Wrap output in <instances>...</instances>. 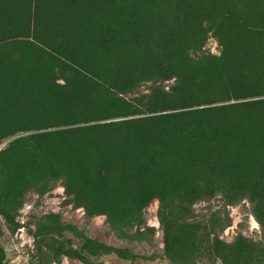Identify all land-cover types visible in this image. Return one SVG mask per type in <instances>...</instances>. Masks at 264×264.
<instances>
[{
    "label": "trees",
    "instance_id": "16d2710c",
    "mask_svg": "<svg viewBox=\"0 0 264 264\" xmlns=\"http://www.w3.org/2000/svg\"><path fill=\"white\" fill-rule=\"evenodd\" d=\"M2 142L0 237L59 180L129 241L150 240L155 199L169 264H264V0H0ZM216 195L249 203L257 240L221 239L217 210L195 218ZM29 231L30 264L148 258L57 212Z\"/></svg>",
    "mask_w": 264,
    "mask_h": 264
},
{
    "label": "rangeland",
    "instance_id": "374dc122",
    "mask_svg": "<svg viewBox=\"0 0 264 264\" xmlns=\"http://www.w3.org/2000/svg\"><path fill=\"white\" fill-rule=\"evenodd\" d=\"M205 47L211 52H216L213 39H208ZM142 90H145L144 86L140 87V91ZM3 145L4 142L0 143V147ZM156 205L157 201L154 199L142 210L145 226L153 228L150 240L129 241L116 237L104 221L103 216H87L81 208H76L66 202V196L59 180L53 184L50 191L42 195L29 190L25 193L23 205L16 214V220L20 227L12 234H9L3 227L4 234L0 237V245L5 251L4 264H30L29 254L32 253V236L29 229L33 228L36 218L47 212L59 213L63 222L75 224L88 237L115 247H125L137 255L148 257L147 259L137 258L133 262H129L109 254L98 258L101 264H169L162 255V233L155 216ZM192 209L195 218L208 213V209L209 211L217 210L220 216L227 214L230 220L229 225L218 232L219 237L225 241H230L236 233H241L253 240L259 238L258 226L250 215V205L246 200H241L235 205H223L216 195L210 201L196 202ZM52 264L82 263L75 258L63 256L58 263Z\"/></svg>",
    "mask_w": 264,
    "mask_h": 264
}]
</instances>
